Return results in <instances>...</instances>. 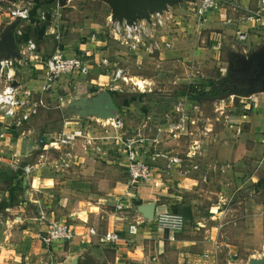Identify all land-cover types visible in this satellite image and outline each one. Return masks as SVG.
Returning a JSON list of instances; mask_svg holds the SVG:
<instances>
[{
  "label": "rangeland",
  "instance_id": "obj_1",
  "mask_svg": "<svg viewBox=\"0 0 264 264\" xmlns=\"http://www.w3.org/2000/svg\"><path fill=\"white\" fill-rule=\"evenodd\" d=\"M233 1L226 2L222 9H213L210 17L207 16L209 22H200L194 14V0L174 5L177 17L168 30V37L174 44L171 49L148 57L130 52L114 40L97 47L93 44L96 48L91 46L90 51L99 50L101 54L102 50H108L102 55H109L112 62L109 68L95 65L88 76L63 75L54 85L56 89L43 91L39 83L41 76L37 75L40 66L59 45H67V54L73 55L85 52L80 50L81 45L92 33L104 39V27L112 9L100 0H0V32L12 21V10L27 8L30 16L22 23L18 45L21 47V43L32 39L37 48L30 54L27 65H13L14 84L21 90H31L40 102L38 114L20 129L34 128L42 135L62 131L66 119L77 117L65 116L62 109L70 98L84 93V83L93 89L86 92L104 88L128 94L119 109L121 126L117 127L114 120L86 119L93 126L97 140L95 144L88 143L87 150H83L86 152L84 163L93 167L76 169L79 166L74 165L75 157L70 165L62 166L69 169L72 179L85 177L84 180L92 181L87 184L91 190H103L107 184L105 187L113 186L115 194L124 197L118 182L128 184L130 194L129 152L126 151L134 149L138 160L150 166L155 180L141 182L135 188L137 198L130 207H124L123 197L119 203L114 200L120 198L114 197L113 202L107 204L108 210L127 211L131 225H137L141 221L135 211L137 202L155 199L168 203L185 217L184 228L175 239H169L166 232L163 249H157V240L141 249L132 243L130 258L121 255L124 264H240L247 260L250 252L264 255V189L256 186L264 177V147L244 154L235 146L254 148L258 143L264 144V138H251L245 128L236 127L227 118L233 112L222 100H231L238 107L246 100L239 96L219 99L221 94L214 96L209 92L226 73L233 52L249 47L238 39L239 14L230 5ZM228 18L234 23H226ZM99 57L101 55L96 58ZM117 68L124 69L128 82L123 78L114 80L113 72ZM137 85L145 87L144 90ZM5 86V78L0 79V88ZM191 87L204 89L203 96L191 95ZM175 156L180 161L172 163L170 158ZM237 158L241 159L237 173L231 165L223 167L224 162ZM0 169L8 173L5 166ZM85 169L88 172H82ZM175 175L180 178L175 179ZM6 184L7 180L0 178V187ZM206 212H221L226 223L224 228L218 230L217 220L213 216L211 219V215L206 221ZM102 226L99 234L105 232V223ZM248 226L250 239L244 245L238 235ZM112 243L109 244L111 248H103V251L114 260L117 253ZM247 245L250 247L245 248Z\"/></svg>",
  "mask_w": 264,
  "mask_h": 264
},
{
  "label": "crops",
  "instance_id": "obj_2",
  "mask_svg": "<svg viewBox=\"0 0 264 264\" xmlns=\"http://www.w3.org/2000/svg\"><path fill=\"white\" fill-rule=\"evenodd\" d=\"M260 2L261 0H234L230 4L239 14V18H237L238 28L248 33L246 40L238 39L249 45L248 48L234 51L233 54H247L264 46V43H261V40L264 39V19H243L251 13V10H256L260 6ZM209 13L208 17L211 15V12ZM217 16L212 15L213 18ZM207 21L209 22L210 20L208 19ZM249 31L254 33L251 35ZM17 42L19 43L18 39ZM252 43H254V46ZM93 44L90 41V36H88L81 45L82 48L80 50H89L91 46L95 47ZM100 44H105V41H100L96 47ZM60 46L66 53H69L67 45ZM106 52L108 50H102L101 54ZM40 68L37 75L41 76L42 80L39 83L43 85L45 83L44 65L40 66ZM31 83L33 84V82ZM90 86L84 83V93L82 92L76 96L90 93L86 92V90L93 91ZM53 89H56V87L54 86ZM240 98L246 100L244 101L246 103L239 105V107L231 100H222L225 106H230V112H233L227 118L236 127L242 126L245 128L251 138L263 140L264 92L256 93L249 98ZM237 107L238 109H235ZM64 122L65 128L60 132H78L85 136L88 135L86 138H80V143L75 148V159L77 160H75L74 165L79 166L76 169L93 167L84 163L86 152H83L88 146L89 140L87 137L95 136V133L93 134V126L87 123L86 119L79 117H71ZM10 123H12L10 119L0 120V133L5 132L3 137L0 136V166H5L8 170V173H6L0 169V174H2L0 178L7 180V184L3 188L0 187V264H70L72 257L76 255H79L78 264H124L120 259L122 256L130 258V246L132 243L140 248L149 243H155L157 240L159 242L157 249L164 248L163 237L166 236L164 231L156 230L149 221L132 228L133 225H131L129 220L130 214L127 211H125L126 213L122 211V213L108 210L107 204H111L109 202H113L115 198H120L119 200H114V202L119 203L123 197L115 194L113 186L105 187L107 185L105 184L100 192L87 187V184H91L92 181L84 180L85 177L76 180L72 179L69 169L66 170L65 167H62L61 161L59 162L62 152L40 145L38 139L42 133H36L34 128L20 129L19 127L21 126L10 127ZM52 133L57 132L44 133L41 138L47 137L48 134ZM37 135H39V138ZM92 142L96 143V141ZM235 146L238 151H243L245 154L247 151L256 152L259 148L264 147V144L258 143L254 148L244 145ZM242 160L246 161V159ZM240 163L241 159L237 158L232 162H224L223 167L231 165L234 172L237 173L238 169H240ZM86 170L82 172H88ZM174 178L178 179L180 177L175 175ZM118 183H120L118 189L126 195V198L125 195L123 197L125 201L124 207L127 208L128 205L130 207L137 195L129 198L128 184L123 181ZM166 195L170 196L171 194L168 193ZM220 195H223L222 192H220ZM149 201L156 200H141L137 203ZM156 203L168 205L164 201H156ZM135 211L140 219L142 215L138 213L136 207ZM248 211L251 213V209ZM204 215L207 217L206 221L207 219L209 220L208 217L210 215L211 219L214 217L213 219L217 220V229L220 227V223L224 222L221 212L218 214L206 212ZM52 221H65L71 224L76 233L75 238L70 242L56 243L51 246L44 245L40 235L49 228ZM103 223H105V232L99 234L100 231L98 229L103 228ZM91 228H94V234L89 232ZM113 231L119 233L120 239L113 243L105 242L102 239L103 235ZM249 232H251V228L248 226L246 229L244 228V232L241 235H238L244 245L250 239V235L249 237L247 236ZM137 241L138 243L135 244ZM110 243L114 244L113 248L117 253L114 260H111L106 252L103 251V248H111L109 246ZM249 247L247 245L245 248ZM255 255L262 254L261 252L257 254L250 252L247 260Z\"/></svg>",
  "mask_w": 264,
  "mask_h": 264
},
{
  "label": "built area",
  "instance_id": "obj_3",
  "mask_svg": "<svg viewBox=\"0 0 264 264\" xmlns=\"http://www.w3.org/2000/svg\"><path fill=\"white\" fill-rule=\"evenodd\" d=\"M185 1L187 0H184L183 2ZM228 1L229 0H194L193 11L200 22H205L207 21L209 12L215 8L222 9ZM250 12V14L243 18L244 20L253 18L256 20L264 19V0H261L260 6L256 10H251ZM10 16L12 21L17 17L21 20L15 29L16 39L20 41L19 37L22 34V23L29 18V9H14L11 11ZM175 17H177V15L174 14L173 7L163 13L151 14L149 20L144 18L133 22H127L126 20L113 21L112 17H109L108 24L104 27L105 29L103 31L104 39L100 38L98 33H92L90 35V41L97 45L100 41L102 42V40H114L122 46L127 47L130 52L153 57L162 50L171 49L173 47L174 44L168 37V30L170 23L175 21ZM226 23L232 24L234 23V20L228 18ZM238 38L240 40H246L248 38V33L240 30ZM36 49V43L32 39H29L25 43H21L20 53L22 57L20 59H4L1 62L2 67L0 70V79L5 78L6 86L0 88V120H12L10 127L22 126L30 121L33 116L38 114L40 106L39 99L33 95L31 90H21L19 86L14 84L13 78L15 76V70L13 68L14 63L27 65L29 62L28 60L31 59L30 54L34 53ZM98 55H101L99 59L96 58ZM111 64L112 62L109 59V55H102L99 50H85V52H75L73 55H69L59 45L52 56L44 62L45 83L42 86V90L47 91L52 89L57 80L63 75L82 74L88 76L94 69L95 65L96 67L109 68ZM113 74L115 81L120 78H123L126 82L129 80V78L124 75V69L117 68L114 70ZM144 81L146 82V80ZM140 88L143 89L145 87ZM114 122L118 123L117 127L121 126V120ZM4 135L5 132L0 133L1 137ZM86 136L78 132L52 133L48 134L47 137H42L39 143L44 147L61 151L60 161L62 159V166L63 164L68 166L70 165V161L75 157V148L80 143V138H86ZM87 138L89 144L92 141L97 140V137L95 136H89ZM104 138H110V136H104ZM126 152H129L127 154L129 158L127 172L130 176L129 186L132 190L130 196L133 197L136 195L135 188H138V185L141 182H151L155 179L152 177L150 166L145 162L138 160L136 150L129 149ZM170 161L176 163L180 161V158L177 156L171 157ZM140 220L141 221L137 222V225H133L132 228L137 227L144 222H148L143 217H140ZM185 220L183 214L175 211L172 207H169L165 203H157L155 217L152 221H149V223H151L158 231L162 230L165 233L168 232L169 239H175L176 234L183 230ZM225 224V222L220 223L219 228H224ZM89 232L94 234V228H91ZM75 236V230L68 222L52 221L49 228L40 235V239L44 245L51 246L56 243L70 242ZM102 239L105 242H116L120 239V235L116 231L107 232L103 235Z\"/></svg>",
  "mask_w": 264,
  "mask_h": 264
},
{
  "label": "water",
  "instance_id": "obj_4",
  "mask_svg": "<svg viewBox=\"0 0 264 264\" xmlns=\"http://www.w3.org/2000/svg\"><path fill=\"white\" fill-rule=\"evenodd\" d=\"M107 3L112 9V20L133 22L138 19H150L153 13H163L174 5L182 3L184 0H100ZM17 17L6 24L0 33V70L2 61L20 59V47L18 45L15 29L20 23ZM251 70H257L255 76H246L242 85H235L225 93L218 96L219 99L230 97L249 98L252 95L264 92V46L252 50L247 54L234 53L230 56L229 67L222 79L226 80L233 71L248 74ZM63 114L65 116H77L82 119L96 118L101 121H120L119 104L109 89H100L97 92L83 94L70 98L64 105ZM156 201L143 202L136 206L138 213L146 221H152L156 212ZM79 255L72 257L70 264H78ZM244 264H264V255L251 256Z\"/></svg>",
  "mask_w": 264,
  "mask_h": 264
},
{
  "label": "flooded vegetation",
  "instance_id": "obj_5",
  "mask_svg": "<svg viewBox=\"0 0 264 264\" xmlns=\"http://www.w3.org/2000/svg\"><path fill=\"white\" fill-rule=\"evenodd\" d=\"M257 73V70H251L248 72V74H241L240 72L238 73L237 71H233L232 74L230 75L229 78L226 80L224 79H219L218 82L213 84V87H211V94H214V96H217L219 94L225 93L228 91L230 88H234L235 85H242L244 84V81L238 80L239 78L244 79V77L248 76H255Z\"/></svg>",
  "mask_w": 264,
  "mask_h": 264
},
{
  "label": "trees",
  "instance_id": "obj_6",
  "mask_svg": "<svg viewBox=\"0 0 264 264\" xmlns=\"http://www.w3.org/2000/svg\"><path fill=\"white\" fill-rule=\"evenodd\" d=\"M204 92H205L204 89L191 87V90H190L189 93L191 95H193V96H197V97L201 98L203 96ZM209 92H211V91H209ZM112 95L115 98V100L118 102L119 109H120L122 103L125 101V99H126L128 94L122 93V92H118V91H112ZM256 186L258 188L264 189V177L258 180V182L256 183ZM187 215H188V217L191 216V214L189 212L187 213Z\"/></svg>",
  "mask_w": 264,
  "mask_h": 264
}]
</instances>
